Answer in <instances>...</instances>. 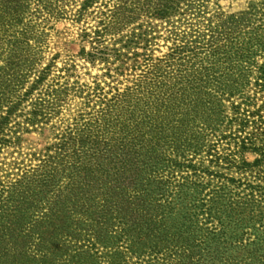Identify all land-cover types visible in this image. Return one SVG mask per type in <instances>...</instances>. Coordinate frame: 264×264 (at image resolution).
<instances>
[{
  "label": "trees",
  "instance_id": "1",
  "mask_svg": "<svg viewBox=\"0 0 264 264\" xmlns=\"http://www.w3.org/2000/svg\"><path fill=\"white\" fill-rule=\"evenodd\" d=\"M212 1L0 0V154L18 149L24 133L39 132L46 144L29 165H8L14 177L0 199L20 205L47 196L33 215L44 222L41 235L68 230L64 213L77 212L82 225L112 216L137 264H264V233L248 242L236 223L225 232L229 192L206 201L184 189L194 176L176 173L194 167L185 153L211 152L212 139L229 140L233 126L254 129L236 137L235 152H264L255 128L264 121V0L236 14L210 11ZM64 18L83 26L89 50L79 59L103 67L89 84L75 64L58 68L57 56L40 64L49 23ZM158 41L170 46L155 57ZM170 183L166 213L148 216ZM200 206L216 226L200 224ZM237 206L230 202L227 214H241Z\"/></svg>",
  "mask_w": 264,
  "mask_h": 264
},
{
  "label": "rangeland",
  "instance_id": "2",
  "mask_svg": "<svg viewBox=\"0 0 264 264\" xmlns=\"http://www.w3.org/2000/svg\"><path fill=\"white\" fill-rule=\"evenodd\" d=\"M250 1H212L208 9L210 11L219 10L225 14H236L245 11ZM82 28V24H76L69 18L51 21L45 32V53L40 64L45 65L53 56H57L56 66L58 68L67 63L75 64L79 82L89 84L94 78L102 75L103 67L101 65L91 67L79 59L81 49L89 50V46L81 42L80 39ZM167 46H170V43L158 41L157 46L154 47V56L160 57L166 53ZM257 96L260 100L258 103L261 104V101H264V93ZM255 128L264 132V121L262 124L256 125ZM253 130V127L249 126L246 133L241 134L237 133V126L231 127L230 131L224 134L231 137L229 140L221 141L219 136L212 139L211 144L214 148L211 152L205 148V152L185 153L184 157L191 160L194 167L176 170L177 175L182 178L194 176L187 181L184 189H187L188 186H190L188 188L190 190L196 188L206 201L210 199L212 192H217L220 188L225 193L229 192L228 199L223 201L221 209V212H224L221 219L224 223L226 222L227 226L225 232L233 230L236 223L239 225L237 227L238 234L244 235L243 239H247L248 242H253L264 233V195H262L264 194V152H235V145L238 143L236 137L239 139L248 137L246 134ZM20 139L18 149H4L0 154V187L8 186L14 177L12 174L15 171L12 172L9 164L14 161L20 164L23 160V164L29 165L28 160H32L29 155L37 154L38 152L34 151H38L46 145L39 132L24 133ZM258 139L259 142H263L264 136L258 137ZM31 163L35 164V161ZM180 182L186 184V181ZM194 183L196 185H192ZM173 186L170 183L165 185V188L160 187L161 190L167 192L164 197L160 196L161 198L157 197L159 192L155 193L158 202L156 199H150L151 206L148 216L161 214V212L166 213L163 207H166L172 198L169 192L174 190ZM251 195H253L252 199H250ZM5 197L6 194L0 199V264H41L44 261L46 264H137L136 258L124 250L127 247L125 241L129 238L128 234H122L120 227L115 225L112 216L108 217L112 220L108 218L104 220L99 216L90 219L85 217L84 219L88 221L82 225L75 222L78 218L77 212L72 217L64 213L63 216L67 219L63 220L67 223L68 230L56 232L60 233L57 236L53 235L51 230L41 235L39 227L43 226L41 223L44 222L36 223L33 215H37L41 211L40 207L45 208L43 200H46L47 196L40 197L42 199L39 198L40 203L36 198V201L20 202V205L13 200L3 201ZM249 200L253 201L248 202ZM230 202L236 203L239 212L242 213L228 215L230 210L227 207ZM123 206L125 209L131 207L127 202ZM8 208H11L13 212L8 213L6 211ZM15 209L17 210L15 211ZM93 209L91 212L94 213ZM112 209L108 211L110 212ZM205 210L206 208H201V206L198 208V221L204 228L209 229L211 226H216L217 223L213 222L211 225L205 215ZM110 214L108 213V215ZM132 217L136 218L137 215H132ZM158 219L159 217H157ZM27 222L30 224L28 225ZM57 223L54 226L55 229L62 225L61 221ZM22 224L24 228H21ZM9 225L11 227H7ZM25 225H33V229L26 230ZM6 227L8 230L5 229ZM115 229L117 231L112 233L111 231Z\"/></svg>",
  "mask_w": 264,
  "mask_h": 264
}]
</instances>
